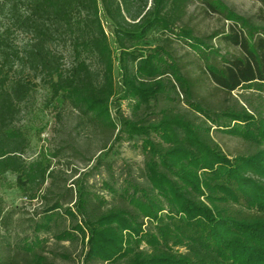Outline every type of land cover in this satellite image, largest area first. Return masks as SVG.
<instances>
[{"label":"trees","instance_id":"trees-1","mask_svg":"<svg viewBox=\"0 0 264 264\" xmlns=\"http://www.w3.org/2000/svg\"><path fill=\"white\" fill-rule=\"evenodd\" d=\"M256 1L258 13L246 16L227 0H0V264L70 260L51 240L81 243L83 264H264V0ZM195 5L228 25L197 33ZM207 82L215 87L205 94ZM241 89L242 102L233 95ZM40 90L60 141L31 157L23 120ZM214 132L245 150L227 154ZM124 140H140L144 160L117 171L109 157ZM64 161L84 170L58 169ZM13 190L41 212L15 220L3 197Z\"/></svg>","mask_w":264,"mask_h":264},{"label":"rangeland","instance_id":"rangeland-1","mask_svg":"<svg viewBox=\"0 0 264 264\" xmlns=\"http://www.w3.org/2000/svg\"><path fill=\"white\" fill-rule=\"evenodd\" d=\"M231 7L236 10L237 13L246 16H252L258 13L260 9V4L256 0H227ZM192 15V26L199 34H210L211 32L223 28L224 25L228 24L222 21L218 16L205 17L204 14L201 13V10L196 5L190 8L189 16ZM103 24L105 26L106 31L110 36V40L112 42V47L114 49V53L116 57L120 55L119 51H116V45L113 43L114 37L111 34V25L107 21L104 14L101 15ZM21 41H25V37L19 38ZM22 43V42H21ZM177 49V56L184 61L186 67L190 70L191 74L194 77L201 76V70L199 68V64L194 62V58L188 55V47L184 43H176L175 45ZM115 76L116 81L120 80V74L118 69V63L116 61L115 64ZM214 85L207 82L204 88V93L207 94L210 91L214 90ZM249 94V92L245 90H238L234 92V97L238 98V100H242V95ZM45 92L39 91L36 94V101L33 104V113L26 115L23 120V125H26L30 128L31 136H32V148L29 152V155L36 156L41 148H54L55 145L60 141V138L57 131L59 129V123L56 122L55 112L52 108H45ZM242 102V101H241ZM122 109L125 115H131V107L127 102H124L122 105ZM75 123V119L71 117L66 122V129H70L72 125ZM63 137V136H62ZM215 140L221 145L224 151L232 156L238 155L245 150L244 143L237 138L230 137L228 135L214 132ZM96 147L99 146V141L96 142ZM141 144L140 140H124L122 142L116 143L113 148L112 153L110 154L109 160L115 161V168L117 171H120V168L124 166L126 162L132 164H142L144 157L139 148ZM99 155V153H96ZM97 157V156H96ZM96 157L93 162L90 163L89 167H93L96 162ZM71 163V162H69ZM68 162H61L60 164H56L58 169H63L64 171H68L70 174L72 172L73 167H78L80 171H83L85 165L80 164L78 161L74 162V165L69 164ZM104 171V167L101 169ZM105 173V171L103 172ZM101 176H96L91 179L92 183H96L97 187H99V181ZM69 181V183H71ZM3 197L5 199L6 209L12 210L15 209L14 219H23L27 220L29 217L33 216L36 213L41 212V203L33 202L29 203L27 200L23 199L22 196L15 190L8 191L3 193ZM49 249L58 252H66L71 256L70 260L64 259H55L56 264H83V257L81 255L82 244L76 243L71 244L70 242H63L57 244L54 240H51L48 244ZM93 264H102L101 262H94Z\"/></svg>","mask_w":264,"mask_h":264}]
</instances>
